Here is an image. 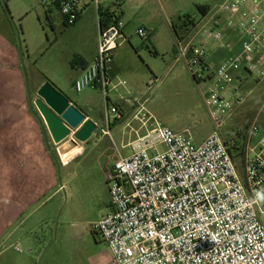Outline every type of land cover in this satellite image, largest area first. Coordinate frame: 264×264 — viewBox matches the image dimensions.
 Listing matches in <instances>:
<instances>
[{
	"label": "built area",
	"instance_id": "built-area-1",
	"mask_svg": "<svg viewBox=\"0 0 264 264\" xmlns=\"http://www.w3.org/2000/svg\"><path fill=\"white\" fill-rule=\"evenodd\" d=\"M89 4L101 21L97 50L73 89L98 90L117 117L120 110L108 103V93L126 84L111 76L113 52L125 39L117 4L109 10L98 0L42 1L45 12L56 11L67 26ZM136 34L148 35L143 28ZM173 35L176 59L196 83L208 85L203 105L211 131L195 145L187 131L154 121L133 141L131 153L112 165L105 180L110 210L91 230L106 243L111 264H264V129L252 121L241 144L222 135L245 100L228 95L244 81L240 73L255 83L264 80V0H224L204 15L182 18ZM209 41L225 50L214 69ZM141 112L143 107L135 119ZM139 120L144 125L148 118ZM240 145L242 174L231 154Z\"/></svg>",
	"mask_w": 264,
	"mask_h": 264
},
{
	"label": "rangeland",
	"instance_id": "rangeland-1",
	"mask_svg": "<svg viewBox=\"0 0 264 264\" xmlns=\"http://www.w3.org/2000/svg\"><path fill=\"white\" fill-rule=\"evenodd\" d=\"M42 1L1 0L31 103L37 88L29 90V86L41 80L71 87L76 64L92 49L97 50L98 43L92 8L84 9L79 21L67 26L56 11L47 14ZM107 1L115 4L123 0ZM124 1L125 39L113 54L126 84L108 93L111 105L117 102L119 110L122 104L126 106L124 115L117 118L106 110L99 91L71 90L69 97L89 103L87 113L97 128L86 141L84 152L70 164L79 146L59 154L58 146L49 141L59 165L68 164L59 171L57 195L49 200L40 196L37 204L23 210L0 206V264H111L106 243L91 227L110 210L106 176L120 157L131 153L127 143L147 133L154 121L176 133L187 131L195 145L211 131L203 105L208 85L196 83L182 59L174 61L177 52L170 22L182 15L197 16V4L212 7L224 0ZM139 28L147 32L145 39L136 34ZM208 47L209 65L214 69L225 50L212 41ZM240 76L244 81L228 95L245 100L227 119L222 132L238 144L252 121L257 120L264 129V80L255 83L248 74L241 72ZM140 107L143 112L135 119L133 113ZM142 116L148 118L144 125L139 120ZM233 160L242 174L239 158L233 156ZM261 202L264 204V196Z\"/></svg>",
	"mask_w": 264,
	"mask_h": 264
},
{
	"label": "crops",
	"instance_id": "crops-1",
	"mask_svg": "<svg viewBox=\"0 0 264 264\" xmlns=\"http://www.w3.org/2000/svg\"><path fill=\"white\" fill-rule=\"evenodd\" d=\"M131 1L127 0V3ZM98 2L101 9H113L110 5L114 2L107 0H98ZM115 4H117V10L123 20L125 1ZM90 8L93 9L98 29L97 10L91 4L87 5L85 9L87 11ZM3 10L0 0V206L3 210L7 207L13 210H23L27 206L37 204L40 196H45V200H49L58 194L60 169L70 164L84 152L86 142L77 145V147L79 146L78 151H80H77L76 155L74 154L75 156L67 165L61 164L60 166L55 157H52L49 146L51 140L48 138L49 135L47 136L48 133L37 111L32 106L28 87L25 86L23 80L17 49L12 40L11 26ZM81 16L82 14L79 19ZM125 26L124 23L123 35ZM95 50L96 47L86 56L85 60L76 64L75 75L70 79L71 87L53 85L75 108L94 123L96 121L87 113L89 103L86 100L71 98L68 94L74 90L73 81L80 75L81 70L93 60ZM174 61L176 62L177 59L175 58ZM111 76L114 83L117 78L125 80L119 69V61L115 59L114 54ZM44 81L41 80L30 85L29 90L31 86L38 88ZM134 86L136 87V85ZM125 89L126 91L129 90V88ZM88 90L98 91L96 89ZM118 97L119 99L122 98L121 95ZM115 104L118 108L119 104L117 102ZM124 107L126 108L122 104L120 108L122 111L117 118L124 115ZM137 110L134 111L133 115ZM126 124L128 125V123ZM107 133L110 134L109 131ZM134 140L127 144L131 145Z\"/></svg>",
	"mask_w": 264,
	"mask_h": 264
},
{
	"label": "water",
	"instance_id": "water-1",
	"mask_svg": "<svg viewBox=\"0 0 264 264\" xmlns=\"http://www.w3.org/2000/svg\"><path fill=\"white\" fill-rule=\"evenodd\" d=\"M35 95L32 104L51 142L58 146L59 154L86 142L96 130L97 124L86 118L48 81L37 88Z\"/></svg>",
	"mask_w": 264,
	"mask_h": 264
},
{
	"label": "trees",
	"instance_id": "trees-1",
	"mask_svg": "<svg viewBox=\"0 0 264 264\" xmlns=\"http://www.w3.org/2000/svg\"><path fill=\"white\" fill-rule=\"evenodd\" d=\"M208 8L209 7L205 6V5H196V10H197L198 14H200V15H204L206 13V11L208 10ZM188 16L189 15L178 16L175 21H171L170 25H171V29L173 30V32L178 28V25H179L181 19L184 17H188ZM100 23H101V21L98 24L100 25ZM108 103H110L109 100H108ZM242 148H243V146L240 145L238 147L233 148L232 152H231L232 157L237 156L239 158V161L241 164L243 162V151H242L243 149ZM52 157L54 158L53 153H52Z\"/></svg>",
	"mask_w": 264,
	"mask_h": 264
},
{
	"label": "bare ground",
	"instance_id": "bare-ground-1",
	"mask_svg": "<svg viewBox=\"0 0 264 264\" xmlns=\"http://www.w3.org/2000/svg\"><path fill=\"white\" fill-rule=\"evenodd\" d=\"M59 157H60V155H59ZM60 159H61V157H60ZM62 160V159H61Z\"/></svg>",
	"mask_w": 264,
	"mask_h": 264
}]
</instances>
